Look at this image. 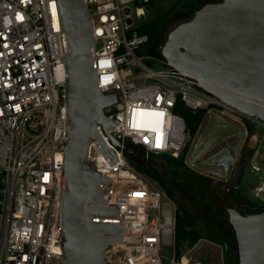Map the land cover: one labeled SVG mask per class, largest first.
Listing matches in <instances>:
<instances>
[{"label": "built area", "instance_id": "built-area-1", "mask_svg": "<svg viewBox=\"0 0 264 264\" xmlns=\"http://www.w3.org/2000/svg\"><path fill=\"white\" fill-rule=\"evenodd\" d=\"M87 2L97 85L102 93L117 96L105 108L115 126L106 130L97 123L103 145L117 161L97 139L89 140L87 154L89 169L112 180L100 205L119 211L107 219L121 231L120 241L106 249L105 261L166 264L164 252L175 246L176 204L131 166L126 145L134 153L141 147L148 156L178 157L188 132L185 118L176 111L180 103L191 110L249 116L205 91L199 77L168 64L161 54L138 53L149 42L137 30L148 0ZM64 56L58 0H0V264H63L60 213L68 120ZM259 158L258 146L249 160L251 172L259 176L250 195L264 203ZM239 189V183L231 182L227 191Z\"/></svg>", "mask_w": 264, "mask_h": 264}, {"label": "water", "instance_id": "water-1", "mask_svg": "<svg viewBox=\"0 0 264 264\" xmlns=\"http://www.w3.org/2000/svg\"><path fill=\"white\" fill-rule=\"evenodd\" d=\"M87 1L58 0L68 110L60 213L63 264H106L105 251L110 243L120 241L121 231L106 221L118 216L117 208L100 205L106 201L112 180L90 170L87 160L89 140L101 141L97 123L106 130L115 126L105 108L117 100L116 94H104L97 85ZM160 54L168 64L199 77L208 93L264 123V0H219L204 5L168 34ZM223 127L226 137L234 133L236 140L202 165L218 167L220 175L227 177L245 129L229 122ZM112 141L121 145L116 137ZM101 143L112 161H117L115 153ZM125 150L134 153L130 145ZM226 209L238 264H264V207L246 214L227 205Z\"/></svg>", "mask_w": 264, "mask_h": 264}, {"label": "rangeland", "instance_id": "rangeland-1", "mask_svg": "<svg viewBox=\"0 0 264 264\" xmlns=\"http://www.w3.org/2000/svg\"><path fill=\"white\" fill-rule=\"evenodd\" d=\"M191 1H195L196 4L191 5ZM191 1L154 0L147 6L144 4L146 7L145 16L147 21L155 18L159 32L155 40L145 43L138 50L141 56H160L161 49L167 40L168 34L173 29L190 20L195 12L204 5L213 4L219 0ZM132 7L134 10L136 9L134 4ZM155 66L159 67L158 65ZM217 113L221 114L219 111H217ZM207 117L200 133L195 139H191L189 130L187 132L186 143L192 141V146L187 158V163L184 165L175 163L168 156H148L141 147H136L135 153H129L127 156L131 166L135 167L153 187H157L164 191L175 202L177 209L181 206L193 215L195 226L200 234L208 240L217 239L227 243L231 255L230 264H238L236 243L226 205L243 214L260 210L256 207L261 204V201L250 195V189L259 181V176L257 173L251 172L249 160L254 148L259 146L260 158L258 163L264 168V126L259 125L255 121L256 119L253 120L251 117L245 118L244 116H238L232 112L227 114L226 118H231L235 123L243 126L245 129V137L241 143L242 152L236 157V162L231 168V176L228 175L225 177L213 173L209 170V166L202 165V162L208 160L215 152L222 149L224 146H230V144L236 140L237 135L231 131L233 134L226 138L224 132L225 128L222 127L218 132V134L221 135L218 137L220 140L217 142L215 141L210 148L203 149L201 145L202 135L205 134L208 139L212 134L211 128L213 124L212 122H208L209 120ZM246 120L255 127V139H253V136H248ZM260 141L262 142L260 143ZM146 167L149 168L152 175L142 172ZM242 170L245 171L242 186L251 204L243 200L239 195L241 194V189H239V191H227L231 182L236 183V178L231 181L232 175L237 176ZM190 250L191 247L185 243L182 248L183 256L182 259H180L181 264H188L190 261L188 259L192 258V256L187 254ZM193 252L198 253L199 251L195 250ZM164 256L166 264L172 263L173 260L176 264L179 262L176 257L174 245L165 250ZM192 260L195 259L193 258Z\"/></svg>", "mask_w": 264, "mask_h": 264}, {"label": "trees", "instance_id": "trees-1", "mask_svg": "<svg viewBox=\"0 0 264 264\" xmlns=\"http://www.w3.org/2000/svg\"><path fill=\"white\" fill-rule=\"evenodd\" d=\"M152 1L154 0H148L146 6ZM190 3H192L191 5L196 4L195 1H191ZM137 4L139 5L141 3L138 2ZM137 30L140 35H148L149 42L155 40L159 32L156 19L153 18L147 21L146 16H144L141 19V22L138 25ZM176 111L183 115V117L186 120L187 128L190 132L191 139H195L200 133L203 123L209 111L207 109L191 110L190 108L182 105L181 103L176 108ZM246 124L248 126V136L251 137L254 135L255 127L247 121ZM191 146H192V141L186 143L183 151L180 153L178 157H174L170 155H164V156L170 157L175 163L184 165L187 163V158L191 151ZM142 172L152 175L149 168L147 167ZM239 195L242 197L243 200L251 204L246 196H242L241 194ZM262 207H264V203L259 204V206H257L256 208L261 209ZM201 238H206V237H204L202 234H200L197 231L193 215L190 214L188 211H186L183 207L179 206L177 209V228H176V238H175V249H176L177 260L180 262V259L183 256L182 248L184 247L185 243H187L188 246L192 248L198 243V241ZM211 240L214 242H223L217 239H211ZM192 259L193 258H190L188 260H192Z\"/></svg>", "mask_w": 264, "mask_h": 264}, {"label": "crops", "instance_id": "crops-1", "mask_svg": "<svg viewBox=\"0 0 264 264\" xmlns=\"http://www.w3.org/2000/svg\"><path fill=\"white\" fill-rule=\"evenodd\" d=\"M213 113H216L217 115H212ZM226 117L227 116L221 115L217 112H209L208 117H207L209 121L208 120L207 121L212 122V124H213V126L211 128L212 134L209 136L208 139L206 138L207 136L205 134L202 135V137H201V143L202 144L201 145H202L203 149L210 148L213 145V143H215V141L217 142L218 140H220V138H218V137H220L221 135H219L218 132H219L220 128L223 127L225 122L235 123L234 120H232L231 118H226ZM236 124H238V123H236ZM210 125H211V123H210ZM228 137H226V138H228ZM226 138H224V139H226ZM253 139H255V137H253ZM220 151H221V149L218 150L217 152H215V154H213L211 157L213 158L214 156L219 154ZM209 170L212 171L213 173L217 174V175H220V170L218 168H214V167L211 168L210 167ZM229 175L231 176V169L229 171ZM244 177H245V171L242 170V171H240V173L237 176L232 175L231 181L234 178H236V182L240 184L241 195L247 197V195H245L244 188L242 186V181H243ZM201 247H203V248H201ZM195 250H198L199 252L194 253L193 251H195ZM187 254H189L190 256H192V258H194L196 260L195 264H230V262H231L230 249H229L227 243L214 242V241L208 240L206 238H201L198 241V243L195 246H193Z\"/></svg>", "mask_w": 264, "mask_h": 264}, {"label": "bare ground", "instance_id": "bare-ground-1", "mask_svg": "<svg viewBox=\"0 0 264 264\" xmlns=\"http://www.w3.org/2000/svg\"><path fill=\"white\" fill-rule=\"evenodd\" d=\"M106 221H108V220H106ZM110 221V220H109ZM108 221V222H109ZM196 263V260H190L189 262H188V264H195Z\"/></svg>", "mask_w": 264, "mask_h": 264}, {"label": "snow or ice", "instance_id": "snow-or-ice-1", "mask_svg": "<svg viewBox=\"0 0 264 264\" xmlns=\"http://www.w3.org/2000/svg\"><path fill=\"white\" fill-rule=\"evenodd\" d=\"M17 19H21L22 20L23 17L22 16H18ZM134 195H141V194H134Z\"/></svg>", "mask_w": 264, "mask_h": 264}, {"label": "flooded vegetation", "instance_id": "flooded-vegetation-1", "mask_svg": "<svg viewBox=\"0 0 264 264\" xmlns=\"http://www.w3.org/2000/svg\"><path fill=\"white\" fill-rule=\"evenodd\" d=\"M241 154V149H240V152H239V155ZM235 162H236V160H235ZM235 162H234V164H235ZM234 164L232 165V166H234ZM232 166H231V168H232ZM211 168H213V167H211ZM216 168H218V167H216ZM230 168V169H231ZM219 169V168H218Z\"/></svg>", "mask_w": 264, "mask_h": 264}]
</instances>
